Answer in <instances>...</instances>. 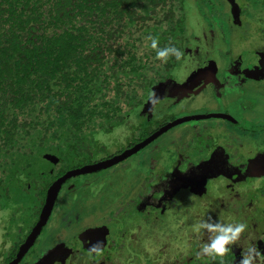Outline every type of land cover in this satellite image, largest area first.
<instances>
[{
  "label": "rangeland",
  "instance_id": "obj_1",
  "mask_svg": "<svg viewBox=\"0 0 264 264\" xmlns=\"http://www.w3.org/2000/svg\"><path fill=\"white\" fill-rule=\"evenodd\" d=\"M183 8L184 38L188 43L183 44L169 78L156 86L158 102L148 109L147 97L142 104L143 113H138V108L111 131L98 133L96 141L104 151L93 153L91 161L120 153L147 128L157 129L162 121L171 120L174 113L181 114L183 109L199 108L198 112L204 114L210 109L228 108L240 120L238 127L242 130L229 123H205L186 128L187 131L175 129L123 162L72 177L62 186L57 210L28 253L37 244L36 252L41 255L52 247V253H61V263L51 260L50 264H143V257L144 264H165L177 252L189 250V238L207 240L206 231L195 229L209 217L214 221L244 223L245 230L252 233L250 238L264 237V176L230 181L219 174L210 178L208 175L202 191L192 192L183 187L186 190L181 189L172 200L164 199L162 207H152L150 203L145 206L150 197L160 200L161 194L155 188L163 173L179 167V159H183L181 168L187 161L194 164L205 154L204 145L210 151H223L227 163L234 168L248 157L264 154V77L248 79L242 71L264 58L263 0H183ZM213 67L217 68L213 72L222 87L207 84L198 96L192 95L190 99V93L174 89L189 78H197L199 71L205 73ZM205 122L222 121L210 118ZM249 127L260 130L252 132ZM235 131L239 136L246 135V140H240ZM250 205L258 207L247 215ZM10 212L0 210V264L17 235V229L8 224ZM102 227L107 234L104 240L86 249L77 236H91L86 240L96 238ZM59 243H65L67 250L61 249ZM219 260L213 259V264H220Z\"/></svg>",
  "mask_w": 264,
  "mask_h": 264
},
{
  "label": "trees",
  "instance_id": "obj_2",
  "mask_svg": "<svg viewBox=\"0 0 264 264\" xmlns=\"http://www.w3.org/2000/svg\"><path fill=\"white\" fill-rule=\"evenodd\" d=\"M185 14L183 0H0V210L17 229L3 264L37 222L49 186L92 163L104 151L97 134L169 78L178 58L156 59L150 38L181 53Z\"/></svg>",
  "mask_w": 264,
  "mask_h": 264
},
{
  "label": "flooded vegetation",
  "instance_id": "obj_3",
  "mask_svg": "<svg viewBox=\"0 0 264 264\" xmlns=\"http://www.w3.org/2000/svg\"><path fill=\"white\" fill-rule=\"evenodd\" d=\"M213 69L214 70L211 71L209 68L210 71H207L205 73H202L201 71H199L197 73L198 74L197 78H195L193 80L189 78L185 84H183L179 88H174V89L176 91H181L183 89L182 92L185 91V93H187V94L190 93L188 95V97L190 99V98H192V95L198 96V93L200 91H202L204 88H206L209 84H211L213 87H216V86L218 87L220 84H218V79L215 77V74H214V72L216 71L217 68L213 67ZM242 71H243V74H247L249 76L248 79L254 78L253 80H256L257 78H260V76L264 77V58H262L261 61H258L256 64H254V66H252L251 69L243 68ZM243 80L244 79H242V81ZM219 87H222V84ZM184 88H186V89H184ZM171 90H173V89L171 88ZM173 95H175V94H173ZM173 95H171V96H173ZM148 106H149L148 109H152L153 104L148 105ZM143 107H144V105L141 106V109L139 112L142 111ZM245 108H247V107H245ZM199 110H200L199 108H194L192 110L191 109H187V110L183 109L181 114L174 113V115H172L171 120L162 121L157 129L156 128L153 129L152 127H150V128L146 127L147 128L146 132H149V134L146 135L145 137H143L142 139L138 140V141H134L126 149H128V148L132 147L133 145H135L136 143L142 141L144 138H146L147 136H149L150 134H152L153 132H155L156 130H158L159 128H161L165 124L173 121L176 118H180V117H183L186 115L201 114L198 112ZM220 110L221 111L210 109V110H207L206 113H204L202 115L223 114V115H225V117L216 118L222 122H215L214 124H212V123L205 122L207 119H198L195 121L194 120L188 121V122L176 125L174 127H171L166 132H164L162 135L158 136L155 140H159L160 138L164 137L166 133H168L170 131H175V129L177 130V129L183 128V129H185V131H187L186 128H192V127L194 128L196 126H200V125H203L205 123L211 124V125L217 124L216 126L224 124V123H229V125H233V124L237 125V129L242 130L240 127H238V125L240 124V120L238 121L236 118H234V115H232L229 112L230 109L226 108V109H220ZM248 110H250V109H248ZM178 112H181V110ZM149 113L151 114V111ZM211 119H214V118H211ZM200 120H202V121H200ZM147 123L149 124V120L147 121ZM183 125H188V127L184 128ZM235 132H237V134L239 136V132L238 131H235ZM244 133H249V132H246L244 130ZM246 138H247V136L244 135L243 133L241 136H239V139L242 141L246 140ZM244 144L246 145V143H244ZM205 146L206 145L203 146V150L207 149L205 154L203 156H200V158H198L196 162H193L194 164H191L192 163L191 161H187L184 163V166L181 168V165H183L182 164L183 159H181V161L179 159V162H178L179 167H175L174 169L171 167V168H169L168 171L166 170L163 173L162 179H159L160 181H159V183H157V186L155 188L156 191L160 192L159 195L161 194L160 200L156 201L155 199H152L150 197V199L147 200V204H145V206L149 205V203H150V206H152V207H156V208L162 207L163 206L162 201H164V199L172 200V198L176 195L177 192H180L181 189H184L183 187H187V190L192 191V192L193 191H195V192L196 191H202L203 190L202 187H203L204 183H206L208 181V175L210 178V176H213L215 174L216 175L219 174V175H222L223 177H227L228 179H230V181H233L234 179L239 181V180H246L247 178H255L257 176H264V154L261 155L257 152L258 153L257 155H253V157L251 156V157L246 158L245 161L238 164V168H234L235 166L233 164L227 163V160L225 158L223 151H220V150L219 151H210L209 147L207 148ZM144 149H146V146L144 147ZM185 165H186V169H185ZM184 190H186V189H184ZM145 206H142L141 208H144ZM252 206L248 207V211L246 213L247 215L251 211H253L255 208L258 207L257 205H255V207L252 208ZM262 213L264 214V211ZM248 219H251V218H248ZM261 220L264 223V216L261 217ZM48 221H50V219ZM46 225L43 228H45ZM104 230H106V228L102 227L99 230L97 237L93 238V239L86 240L87 238H89L91 236H85V235H78L77 237H78L80 242H83L86 249H88L87 247H89L90 245H93L94 242L100 243L102 240H104L105 236L107 235V234L103 233ZM249 231L250 230H248V228H247L243 232L244 234L241 235L240 240L237 242V244L232 246L231 252L226 254L222 258L223 264H239L242 252L244 251V249H246L249 246H254L262 254H264V237H262V238L260 237L259 239L258 238L257 239L250 238L249 234H252V233H250ZM39 235H38V237H39ZM35 242L37 243V239L35 240ZM203 242H205V241H203ZM203 242L202 241H200V242L194 241L191 238H189V242L187 243V247H190L189 250H187L184 253L177 252L178 256L175 255L176 257H173L172 258L173 260L168 259L165 264H213V259H210L209 256L204 255V254L198 255V253L200 252V247H201ZM193 243H195V244H193ZM58 245H61V249H66L65 243H59ZM197 247H199V248H197ZM37 248H39V246L36 244L32 253L27 252L26 255L23 257V259H21L24 261L23 262L24 264H43L42 262L44 260H45L44 264H46V263L50 264L51 260H56V262L61 263V260H60L61 253H59L58 251L55 253H52V249L54 247L44 250L42 255L39 254L40 251H39V253L36 252L38 250ZM55 254H57V255H55ZM67 255H68V253H67ZM62 256H63V258L65 257V255H62ZM28 257L30 259H27ZM143 259L144 260L142 262L144 264L145 258L143 257ZM29 261H30V263H28ZM219 261L221 264V260H219ZM214 262H216V261H214ZM258 264H259V262H258Z\"/></svg>",
  "mask_w": 264,
  "mask_h": 264
},
{
  "label": "water",
  "instance_id": "obj_4",
  "mask_svg": "<svg viewBox=\"0 0 264 264\" xmlns=\"http://www.w3.org/2000/svg\"><path fill=\"white\" fill-rule=\"evenodd\" d=\"M219 117H225L223 114H193V115H186L180 118H176L173 121L165 124L146 138H144L142 141L136 143L132 147L123 150L122 152L113 155L109 158L86 164L78 168H73L68 171H66L64 174H62L60 177H58L48 188L45 202L42 206V209L39 214V218L33 228L31 229L30 233L27 235L24 242L19 246L18 251L15 255V257L8 263V264H18L21 259L26 255L29 248L34 244L35 240L37 239L38 235L41 233L43 227L47 224L48 220L50 219V216L52 214V210L54 207V204L56 202L57 196L59 194V191L64 184V182L72 177L83 175V174H91L94 172L102 171L107 168H110L128 157L132 156L133 154H137L142 148L149 145L151 142H153L158 136L162 135L164 132H166L171 127H174L176 125H179L181 123H185L188 121H195L198 119H210V118H219Z\"/></svg>",
  "mask_w": 264,
  "mask_h": 264
},
{
  "label": "clouds",
  "instance_id": "obj_5",
  "mask_svg": "<svg viewBox=\"0 0 264 264\" xmlns=\"http://www.w3.org/2000/svg\"><path fill=\"white\" fill-rule=\"evenodd\" d=\"M151 39V47L156 49V59L167 61L169 55L179 58L180 53L174 47L157 48V40ZM149 105L158 102L157 94L149 92L146 101ZM244 223L214 221L212 217L196 226V231L204 230L207 233V240L202 243L199 254H204L213 259L222 258L231 252L232 246L240 240L241 234L245 231ZM264 264V254L254 246H249L241 254L239 264Z\"/></svg>",
  "mask_w": 264,
  "mask_h": 264
}]
</instances>
